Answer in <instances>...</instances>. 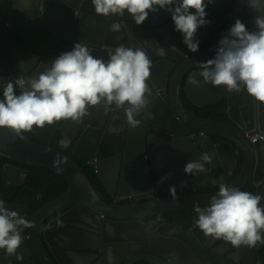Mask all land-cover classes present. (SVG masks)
<instances>
[{
    "label": "clouds",
    "instance_id": "1",
    "mask_svg": "<svg viewBox=\"0 0 264 264\" xmlns=\"http://www.w3.org/2000/svg\"><path fill=\"white\" fill-rule=\"evenodd\" d=\"M4 1L0 128L23 138L59 122L60 136L40 142L69 156L101 201L95 211L59 173L0 153V264H264V0H244L253 20L234 6L210 27L215 0H91L97 15L121 18L101 40L107 60L83 41L39 58L42 30L17 15L49 0ZM160 10L172 33L148 19ZM224 34L210 59L204 46ZM117 115L163 129L166 171L122 162Z\"/></svg>",
    "mask_w": 264,
    "mask_h": 264
},
{
    "label": "water",
    "instance_id": "2",
    "mask_svg": "<svg viewBox=\"0 0 264 264\" xmlns=\"http://www.w3.org/2000/svg\"><path fill=\"white\" fill-rule=\"evenodd\" d=\"M40 6L38 14L26 15L21 19V23L25 28L46 30L59 38L72 42L83 41L86 44L96 45L90 51L97 58H101V55L107 53L99 46L103 37L108 33L111 24L114 21L121 20L118 17L97 15L91 0L86 3L79 0H71L69 2L49 0L45 6ZM234 6H236V19H238L242 11L243 0L233 1L232 8ZM153 16H157L158 20L154 21ZM52 18L57 19L61 25H49L48 20ZM148 19L151 22H156L157 26H161L159 28L165 33H172L175 30L171 14L165 10L149 13ZM169 22L170 24H168ZM226 35L217 36L204 46V50H208L209 52L210 59L214 58L216 54L219 40ZM72 48H52L42 52L39 58L47 57L52 59L58 57L62 52L70 51ZM201 79L203 78L198 75L197 80L201 81ZM168 85V92L171 94L177 88L175 80L169 79ZM191 86L189 83L184 84L187 96L194 101L201 100L198 95L192 92ZM199 88H202L205 93L208 92L206 87L201 86ZM115 118L116 120L112 124V127L120 133V136L114 140L115 149L124 164L136 167L137 161H141L147 165L154 175L161 173V171H166L171 166L168 159L159 161L155 160L152 155H150L149 159L145 157L144 144L146 141V131L151 134L150 138L158 145L170 147V143H164L160 138V136H164L163 129L146 125L145 122H142L136 128H132L125 123L124 116L117 115ZM108 123L110 124L109 121ZM122 143H124L123 146ZM58 149L61 150V147ZM0 153L15 157L20 163L59 173L65 179L67 188L84 204L97 211L101 199L95 194L83 173L69 156L58 150L48 148L43 142L33 139L26 132L23 133V138L17 137L8 128H0ZM57 159L60 160V163L54 165L53 162ZM258 165L264 170V159L262 162H258Z\"/></svg>",
    "mask_w": 264,
    "mask_h": 264
},
{
    "label": "trees",
    "instance_id": "3",
    "mask_svg": "<svg viewBox=\"0 0 264 264\" xmlns=\"http://www.w3.org/2000/svg\"><path fill=\"white\" fill-rule=\"evenodd\" d=\"M234 0H220V2L216 5H210L209 7L206 8L207 15L209 16L212 26H218L220 17L227 13L231 8ZM244 13H248L249 19L253 20L254 19V12L249 9L246 4L244 5ZM21 14V13H20ZM41 32H46L51 34L48 31H41ZM67 40V39H65ZM63 46V44L61 45ZM53 45L47 46L45 49L48 50L52 48ZM38 50L41 52L42 50L38 48ZM45 51V50H44ZM28 133L33 139L40 141L42 136L49 133L53 136V138L59 137L61 134V129L59 128V122H56L52 125H45L43 128H39L34 126L30 132ZM31 170H42V168L34 167V166H28Z\"/></svg>",
    "mask_w": 264,
    "mask_h": 264
},
{
    "label": "flooded vegetation",
    "instance_id": "4",
    "mask_svg": "<svg viewBox=\"0 0 264 264\" xmlns=\"http://www.w3.org/2000/svg\"><path fill=\"white\" fill-rule=\"evenodd\" d=\"M40 4L33 10V12L29 13V14H26V15H36L40 12ZM150 27V26H149ZM54 38H56L60 43H63V40H65L64 38H59L57 37L56 35L52 34ZM69 45L66 46V47H73L74 44L76 42H72V41H69ZM64 47V46H61V48ZM107 53L101 55V57L105 60H107L109 57H108V53L110 50H105ZM183 87V86H182ZM183 92H185V90L183 89ZM151 134L146 131L145 132V137H146V141H145V144H144V151H145V157L147 159H149L150 155L153 156V158L155 160H159V161H162L164 159H168V151L170 149V147L168 146H160L158 145L154 140H152L150 138ZM124 145V143H122V146ZM24 169H26L27 171H30L31 169L28 167V166H23Z\"/></svg>",
    "mask_w": 264,
    "mask_h": 264
},
{
    "label": "rangeland",
    "instance_id": "5",
    "mask_svg": "<svg viewBox=\"0 0 264 264\" xmlns=\"http://www.w3.org/2000/svg\"><path fill=\"white\" fill-rule=\"evenodd\" d=\"M7 1L9 2V4L12 7H15L17 5V1L16 0H7ZM205 2L207 3V0H205ZM219 2H220V0H215V2L212 3V4H209L208 7L210 5L216 6ZM244 5H245V2L243 0L242 10L244 9ZM5 7H6V2L4 0H1L0 1V11L3 8H5ZM26 14H28V13H21V14L17 15V18H21L22 19L24 16H26ZM206 19L210 22L207 25V27L212 26V22H211V20H210L208 15L206 16ZM37 44H38V48L41 49L42 52H44V50L46 51L45 48L47 46H49V45H53L52 48H61V45H62V43H60L56 38H54L52 34H49V33H46V32H42L41 34H39ZM52 48H50V49H52Z\"/></svg>",
    "mask_w": 264,
    "mask_h": 264
},
{
    "label": "bare ground",
    "instance_id": "6",
    "mask_svg": "<svg viewBox=\"0 0 264 264\" xmlns=\"http://www.w3.org/2000/svg\"><path fill=\"white\" fill-rule=\"evenodd\" d=\"M37 194L42 198L47 196V193L45 191H38Z\"/></svg>",
    "mask_w": 264,
    "mask_h": 264
},
{
    "label": "crops",
    "instance_id": "7",
    "mask_svg": "<svg viewBox=\"0 0 264 264\" xmlns=\"http://www.w3.org/2000/svg\"><path fill=\"white\" fill-rule=\"evenodd\" d=\"M63 46L64 47H66V46H68L69 45V42H68V40H63ZM42 53V51L40 52V54Z\"/></svg>",
    "mask_w": 264,
    "mask_h": 264
},
{
    "label": "built area",
    "instance_id": "8",
    "mask_svg": "<svg viewBox=\"0 0 264 264\" xmlns=\"http://www.w3.org/2000/svg\"><path fill=\"white\" fill-rule=\"evenodd\" d=\"M93 47L92 45H89V48Z\"/></svg>",
    "mask_w": 264,
    "mask_h": 264
}]
</instances>
